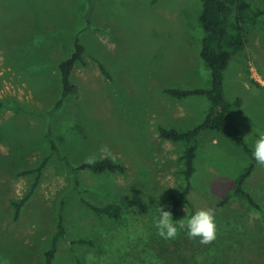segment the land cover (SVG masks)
Masks as SVG:
<instances>
[{
    "label": "rangeland",
    "instance_id": "obj_1",
    "mask_svg": "<svg viewBox=\"0 0 264 264\" xmlns=\"http://www.w3.org/2000/svg\"><path fill=\"white\" fill-rule=\"evenodd\" d=\"M249 3L264 7V0ZM200 12L199 0H0V264H44L59 213L65 236L51 264H159L160 257L173 261L180 243L188 253L195 249L199 239L184 230L175 239L160 237L154 219L161 205L171 211V197L186 184L184 145L161 139L158 128L190 130L209 109L205 97L164 93L210 85L199 57ZM263 33L260 24L247 26L245 46L223 80L226 99L242 100L233 116L251 149L264 133ZM76 39L85 48V65L76 64L70 76L77 93L55 109L58 66ZM105 146L110 157L101 152ZM89 157L117 162L125 173L74 170ZM45 159L15 217L35 182V175L21 174ZM249 163L221 133L206 130L198 138L188 204L173 219L213 209L216 239L199 264H220L222 257L264 264V167L256 164L243 183L258 208L238 198L219 206ZM86 204L122 205V215L98 217Z\"/></svg>",
    "mask_w": 264,
    "mask_h": 264
},
{
    "label": "trees",
    "instance_id": "obj_2",
    "mask_svg": "<svg viewBox=\"0 0 264 264\" xmlns=\"http://www.w3.org/2000/svg\"><path fill=\"white\" fill-rule=\"evenodd\" d=\"M201 2V12L198 16V23L202 30L203 37L201 40V49L199 57L206 69L210 73V85L207 89H196L191 91L181 90H164V93L176 99H181L190 96L205 97L209 103V109L204 116V120L198 126L187 131H176L174 129L166 130L158 128V135L161 139L173 143H181L184 145L183 153L180 161L183 165L182 175L185 184L184 189L177 195L171 197V213L173 218L178 216V208L182 204L187 203V196L190 192L189 180L194 174V161L196 158L198 138L206 130L221 133L224 137L232 141L233 145L240 148L245 156L249 159L250 163L245 170H243L235 180V186L231 194L222 200L219 206L226 204L231 198H238L248 202L251 206L258 208V205L251 198V196L243 190L244 181L250 176L255 168V161L251 155V148L244 141V133L238 126L233 112L239 109L242 105L240 98L230 103L224 93L223 80L224 71L229 65L232 57L241 52L246 43L247 26H256L260 24L264 31V7L253 8L249 0H199ZM264 45V33L262 37ZM85 48L79 44L76 39L74 43L73 54L65 61L59 64L61 93L60 98L55 104V109L59 108L64 100L77 93V87L70 81V76L74 66L78 63L85 65L83 61V54ZM100 66V71L103 75L107 76L105 70ZM107 78H110L107 76ZM48 137V136H47ZM52 150L57 152L56 146L50 143ZM65 160V158H64ZM45 159L38 168L34 170L24 171L21 175H35V182L31 187L28 195L16 205L15 217L18 214V207L22 204L32 191L35 189L40 173L46 165ZM75 171H90L93 174L103 173H125V168L121 164L114 162L110 159H105L98 162L86 163L79 165L74 169ZM87 207L98 217H105L111 220H119L122 215V205L108 204L105 206H94L86 204ZM191 213L193 211L191 210ZM65 229L63 226V218L61 213L57 217L56 232L52 237L51 249L45 254V263L51 264L54 254L57 249V244L60 240L64 239ZM78 245L92 246V242L88 240H77L72 242ZM175 246L171 255L174 256L173 261L170 258L158 257L162 264L165 259L168 264H199L198 256L202 253L209 252L213 246V241L208 244L196 243L195 249L191 252L181 247V243ZM197 252V257H196ZM220 264H228L225 258L222 257ZM226 262V263H225ZM76 264H80L76 261Z\"/></svg>",
    "mask_w": 264,
    "mask_h": 264
},
{
    "label": "clouds",
    "instance_id": "obj_3",
    "mask_svg": "<svg viewBox=\"0 0 264 264\" xmlns=\"http://www.w3.org/2000/svg\"><path fill=\"white\" fill-rule=\"evenodd\" d=\"M105 157L111 156L110 149L105 146L101 149ZM252 158L258 166L264 167V133L259 134L252 145ZM95 157H89L87 162L93 163ZM154 226L157 234L165 240L175 239L179 230H184L189 239H199V243L208 244L216 239L217 224L215 213L212 208H201L186 220L175 221L173 214L165 210L161 205L158 209V218L154 219Z\"/></svg>",
    "mask_w": 264,
    "mask_h": 264
},
{
    "label": "crops",
    "instance_id": "obj_4",
    "mask_svg": "<svg viewBox=\"0 0 264 264\" xmlns=\"http://www.w3.org/2000/svg\"><path fill=\"white\" fill-rule=\"evenodd\" d=\"M76 66V65H75ZM75 68V67H74ZM74 70V69H73ZM73 70H72V72H73ZM71 75H72V73H71ZM72 77V76H71ZM235 118V117H234Z\"/></svg>",
    "mask_w": 264,
    "mask_h": 264
}]
</instances>
